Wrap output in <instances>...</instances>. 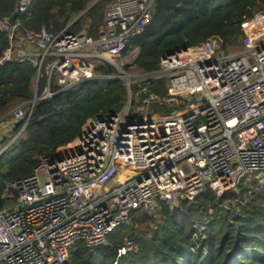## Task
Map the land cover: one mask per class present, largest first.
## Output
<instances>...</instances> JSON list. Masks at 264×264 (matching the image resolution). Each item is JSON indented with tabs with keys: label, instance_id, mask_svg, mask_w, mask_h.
I'll return each instance as SVG.
<instances>
[{
	"label": "built area",
	"instance_id": "obj_1",
	"mask_svg": "<svg viewBox=\"0 0 264 264\" xmlns=\"http://www.w3.org/2000/svg\"><path fill=\"white\" fill-rule=\"evenodd\" d=\"M153 2L113 0L95 38L87 31L26 28L20 16L31 0H19L17 18L0 19L9 39L0 63L32 62L47 77L46 99L53 84L71 89L95 78L102 60L113 65L126 56L149 24ZM262 17L264 12L242 23L237 52L224 54V40L215 35L165 53L155 71L130 75L136 77L126 82L122 109L89 118L71 142L75 153L43 155L31 174L8 182L0 193L9 200L17 193V200L0 208V264H66L79 242L92 253L107 245L135 211L157 218L163 202H193L207 188L222 196L264 173V24L246 28ZM165 78L167 94L152 92L151 81ZM133 84L139 85L134 95ZM155 104L175 111L149 113ZM33 111L29 103L10 114L26 121ZM5 117L0 131L8 129ZM242 129L255 135L247 140ZM123 170L133 173L119 181ZM194 227V237L205 239L206 224ZM137 249L126 240L122 252Z\"/></svg>",
	"mask_w": 264,
	"mask_h": 264
},
{
	"label": "trees",
	"instance_id": "obj_2",
	"mask_svg": "<svg viewBox=\"0 0 264 264\" xmlns=\"http://www.w3.org/2000/svg\"><path fill=\"white\" fill-rule=\"evenodd\" d=\"M94 1L31 0L20 20L26 28L45 25L59 33ZM112 1L100 0L67 31L86 28L90 35L98 36L105 8ZM18 6L19 0H0V19L10 17ZM263 12L264 0H157L156 14L144 32L132 39L124 55L138 48L134 66L152 72L165 53L201 45L211 36H220L225 46L237 45L244 35L242 23ZM258 20L246 28L255 30L261 25ZM8 47L7 33L0 28V58ZM130 67L126 65L124 70ZM114 71L110 64H98L93 79L68 90L52 85L54 94L37 101L24 132L0 153V190L8 182L31 174L41 156H54L58 150L63 155L89 118L122 109L129 93L125 81L103 78ZM37 76L38 68L30 61L14 58L0 63V118L16 106L32 102ZM46 86L47 77L42 73L38 98L43 97ZM149 87L159 95L167 94L166 78L152 80ZM138 89V84L132 85L133 93ZM152 110L160 114L175 111L158 104ZM24 123L15 124L16 135ZM16 200L17 193L10 200L0 193V208ZM195 222L206 224L205 239L194 237L198 232ZM126 238L137 245L136 251L122 252ZM66 264H264V183L243 181L237 191L222 196L207 188L195 201L174 207L163 202L157 218L135 211L130 223L109 235L107 245L92 253L79 242Z\"/></svg>",
	"mask_w": 264,
	"mask_h": 264
},
{
	"label": "rangeland",
	"instance_id": "obj_3",
	"mask_svg": "<svg viewBox=\"0 0 264 264\" xmlns=\"http://www.w3.org/2000/svg\"><path fill=\"white\" fill-rule=\"evenodd\" d=\"M107 6H106V8H107ZM106 8H105V11H106ZM258 22L261 23V25H263L264 24V17L260 18L258 20ZM83 30H85V31L88 32V30L86 28L82 29L81 31H83ZM247 30L252 31L251 29H248V28H247ZM97 37L98 36H96L95 38H97ZM238 49H239L238 45L232 46L230 49L226 45V46L223 47L222 52L224 54H228L230 52L231 53L232 52H237ZM138 53H139V51L138 52L137 51L130 52L126 56H124V57H122L120 59H117L115 61V63H113L114 66L112 65L114 67V69H115V71L113 72V74H111V75H105V76H103V78L104 79H110V78H113V77H120V78H122L125 81V83L128 82V81H130V80L133 81L134 80V77H136V76H130V75H136V74H139V73L142 72V70H140L136 66H134V61H135ZM81 58L82 59H85V60H92V61H95V62L97 61L96 58H86V57H81ZM99 64L106 65L108 63L106 61L102 60V62L99 63ZM126 65H131V67H130V69H128V71H125L124 70V67ZM167 88H168V80H167ZM133 95H134V93H133ZM19 106H16L15 108H13L12 111H14ZM186 106H188V104L183 105V106H179L177 109L185 108ZM11 112H9L6 115V117H5V119L7 120L8 129L7 130H1L0 131V152L6 146L9 147L11 145L10 143L12 141L14 143L17 140L16 139L17 138V135H16V132L14 131V126L17 123V121L14 120V117H12V114H10ZM148 112L149 113H153L152 108L148 109ZM241 134H242L243 137H247V140L250 139L251 137H253L255 135V133H253L252 129H242L241 130ZM252 180H259L261 183H264V173L259 174V175H256V176H253V177L249 178L247 181H244V182H248V181H252ZM126 240H128V239L126 238L125 241Z\"/></svg>",
	"mask_w": 264,
	"mask_h": 264
},
{
	"label": "water",
	"instance_id": "obj_4",
	"mask_svg": "<svg viewBox=\"0 0 264 264\" xmlns=\"http://www.w3.org/2000/svg\"><path fill=\"white\" fill-rule=\"evenodd\" d=\"M100 0H95L85 11H83L80 15H78L67 27H70L73 23H75L78 19H80L88 10H90L93 6H95ZM156 11H157V0H154L153 4H152V16H154L156 14ZM18 12L19 10L16 9L14 11V13L9 17V21L10 22H13L16 18H17V15H18ZM39 77H40V70H38V76H37V80H36V93H35V97L34 99L32 100L31 104L33 105V108H35V104L37 103L38 100L40 99H45L43 97L41 98H38V95H37V89H38V83H39ZM196 99H193V101H195ZM139 112H134L131 117L132 118H136L138 116ZM31 115L32 114H29L27 120L25 121L24 125H23V128L21 129V131L19 132V134L17 135V138L24 132V130L26 129V126L28 125L30 119H31ZM16 138V139H17ZM13 141L10 143L12 144ZM6 148H8V146H6L3 150H1L0 153H2Z\"/></svg>",
	"mask_w": 264,
	"mask_h": 264
},
{
	"label": "bare ground",
	"instance_id": "obj_5",
	"mask_svg": "<svg viewBox=\"0 0 264 264\" xmlns=\"http://www.w3.org/2000/svg\"><path fill=\"white\" fill-rule=\"evenodd\" d=\"M76 152V144L72 143L68 150L63 155H70ZM133 172L130 170L129 174H132ZM126 178V177H125Z\"/></svg>",
	"mask_w": 264,
	"mask_h": 264
},
{
	"label": "crops",
	"instance_id": "obj_6",
	"mask_svg": "<svg viewBox=\"0 0 264 264\" xmlns=\"http://www.w3.org/2000/svg\"><path fill=\"white\" fill-rule=\"evenodd\" d=\"M83 31H85V30H83ZM27 50H32V48L30 47V46H26L25 47ZM12 111V110H11ZM125 171L123 170V172H121V174H120V176H119V178H118V180L120 181V180H123L125 177H126V174L127 173H129V171L128 172H125ZM124 173V174H123Z\"/></svg>",
	"mask_w": 264,
	"mask_h": 264
}]
</instances>
